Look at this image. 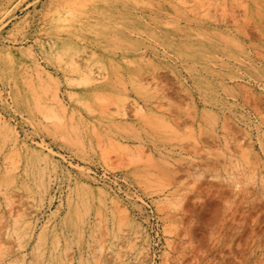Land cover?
<instances>
[{
  "label": "rangeland",
  "instance_id": "obj_1",
  "mask_svg": "<svg viewBox=\"0 0 264 264\" xmlns=\"http://www.w3.org/2000/svg\"><path fill=\"white\" fill-rule=\"evenodd\" d=\"M0 264H264V0H0Z\"/></svg>",
  "mask_w": 264,
  "mask_h": 264
},
{
  "label": "bare ground",
  "instance_id": "obj_2",
  "mask_svg": "<svg viewBox=\"0 0 264 264\" xmlns=\"http://www.w3.org/2000/svg\"><path fill=\"white\" fill-rule=\"evenodd\" d=\"M187 2V1H186Z\"/></svg>",
  "mask_w": 264,
  "mask_h": 264
}]
</instances>
